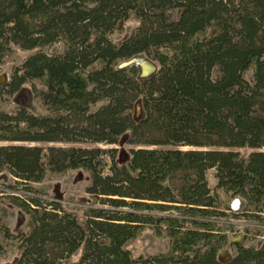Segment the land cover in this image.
<instances>
[{
	"label": "trees",
	"instance_id": "1",
	"mask_svg": "<svg viewBox=\"0 0 264 264\" xmlns=\"http://www.w3.org/2000/svg\"><path fill=\"white\" fill-rule=\"evenodd\" d=\"M13 47L30 53L0 99L29 84L46 113L0 109V142L36 143L0 145V174L35 194L81 170L89 203L7 195L29 223L0 227V264H264V0H0V71ZM231 215L255 223L241 240ZM148 228L168 249L136 258Z\"/></svg>",
	"mask_w": 264,
	"mask_h": 264
},
{
	"label": "rangeland",
	"instance_id": "2",
	"mask_svg": "<svg viewBox=\"0 0 264 264\" xmlns=\"http://www.w3.org/2000/svg\"><path fill=\"white\" fill-rule=\"evenodd\" d=\"M136 25L137 22L135 20L129 21L125 29L122 32L117 33L114 37L116 39L124 38L136 27ZM29 53V51L22 50L18 47H13L11 55L8 57L7 62L0 71V85L10 79L14 69L22 64L24 58ZM139 58L144 59L143 61L149 60L146 57ZM150 62L154 63V65L157 67L155 62ZM21 105L26 106L36 114L46 113V110L42 106L39 99L33 94L29 84L24 85L21 90L13 96L0 99L1 110L15 111ZM125 141L126 137L124 136L121 145L123 149L121 160H126L128 158L127 150L129 148V145ZM9 144L34 145L36 143L7 141L0 142V145ZM208 180L209 186L213 188L217 182V179L215 177V170L209 171ZM87 183L88 176L86 172L81 170H71L65 174L48 176L44 182L36 184L39 191L38 193L34 194L27 193L26 191H23L21 189H16L19 188L20 185L15 183L12 176L7 173L0 174V227H8L13 234H20L28 230L29 215L22 208L15 205L10 200V198L7 197V195L21 196L22 198H28L31 196L40 197L44 201L43 204H47V206H49V203L58 202L70 211L76 210L77 213L81 216L83 213V208L89 203V194L85 191ZM13 187H15V189H13ZM238 207H234L235 210H237ZM154 214L161 213L155 211ZM221 219L223 221H228L234 225L235 231L232 234L233 241L241 240L242 236L245 234V228H250L255 224L253 221H250L243 216H222ZM248 236L249 239L245 241L246 244L258 245L260 243V240H262L261 237L252 238L254 235L251 233ZM10 240L11 241H9L8 239L6 240L9 244L5 248V255L2 257L3 261H13L18 256V250L16 248L18 239ZM168 246L169 238L166 236V234L157 236L154 234L152 229L148 228L130 245V250L132 251L134 257L144 258L149 255L164 252L168 249ZM234 253V245L229 244L222 250L221 257L227 259Z\"/></svg>",
	"mask_w": 264,
	"mask_h": 264
},
{
	"label": "water",
	"instance_id": "3",
	"mask_svg": "<svg viewBox=\"0 0 264 264\" xmlns=\"http://www.w3.org/2000/svg\"><path fill=\"white\" fill-rule=\"evenodd\" d=\"M141 60H143L142 58H138L135 57L133 59H131L129 62H125L122 64V66H126L129 64H136L138 66H140V70H141V76L142 77H147L149 75H151L155 70H156V66L154 65V63H151L149 60H145L148 62V64H144V62H141ZM240 201L236 200L234 202V206L237 208L239 206Z\"/></svg>",
	"mask_w": 264,
	"mask_h": 264
},
{
	"label": "bare ground",
	"instance_id": "4",
	"mask_svg": "<svg viewBox=\"0 0 264 264\" xmlns=\"http://www.w3.org/2000/svg\"><path fill=\"white\" fill-rule=\"evenodd\" d=\"M139 58V57H138ZM140 59V58H139ZM144 60V59H143ZM143 60H141V62H144V64H148V62L147 61H143ZM236 200H239V199H235L234 201H233V203H232V207L234 208L235 206H234V202L236 201ZM240 201V200H239ZM236 208V207H235ZM234 208V209H235Z\"/></svg>",
	"mask_w": 264,
	"mask_h": 264
}]
</instances>
